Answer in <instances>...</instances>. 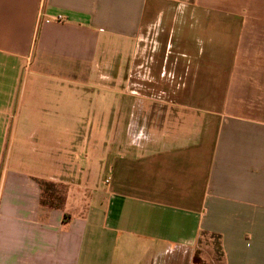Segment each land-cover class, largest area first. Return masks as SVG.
Listing matches in <instances>:
<instances>
[{
	"label": "crops",
	"instance_id": "crops-1",
	"mask_svg": "<svg viewBox=\"0 0 264 264\" xmlns=\"http://www.w3.org/2000/svg\"><path fill=\"white\" fill-rule=\"evenodd\" d=\"M189 1L0 0V264H264V0Z\"/></svg>",
	"mask_w": 264,
	"mask_h": 264
},
{
	"label": "rangeland",
	"instance_id": "rangeland-1",
	"mask_svg": "<svg viewBox=\"0 0 264 264\" xmlns=\"http://www.w3.org/2000/svg\"><path fill=\"white\" fill-rule=\"evenodd\" d=\"M189 2L190 3L192 2L195 5L199 4L198 0H192ZM88 118L91 119V118H93V116H88ZM93 120L95 122L94 118H93ZM90 123L91 122L89 121V124ZM87 128H89V125H87L86 127L83 128L82 136L83 135L86 136L84 139L90 137V134H91L90 131L87 130ZM95 133H96V131L93 130L92 138H95V136H94ZM106 137H107V132L105 130L98 131V138L105 140ZM15 149H17V148L15 147ZM15 149H13V155H12L13 157L15 154ZM76 153L77 154H75V156H76L78 162H84L83 164H85V162L90 159V154L85 149H83L82 151L76 150ZM8 155H10V149L8 151ZM86 158H87V160H86ZM100 176H101V180L103 181L104 178L106 177V173L101 174ZM94 181H97V180L95 179ZM94 181L91 184H93ZM59 187H60L59 189L52 191L51 197H53L54 199H58L62 195L63 190H62L61 186H59ZM177 264H222L218 240L216 238H208L206 236L202 237L200 239L196 249H194V251L191 253L188 252L186 254L185 259L184 258L181 259V257H180Z\"/></svg>",
	"mask_w": 264,
	"mask_h": 264
}]
</instances>
